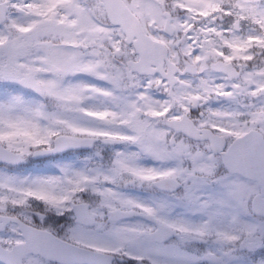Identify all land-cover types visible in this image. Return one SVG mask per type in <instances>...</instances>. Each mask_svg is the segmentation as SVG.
Instances as JSON below:
<instances>
[{"label": "snow or ice", "instance_id": "obj_1", "mask_svg": "<svg viewBox=\"0 0 264 264\" xmlns=\"http://www.w3.org/2000/svg\"><path fill=\"white\" fill-rule=\"evenodd\" d=\"M0 264H264V0H0Z\"/></svg>", "mask_w": 264, "mask_h": 264}]
</instances>
